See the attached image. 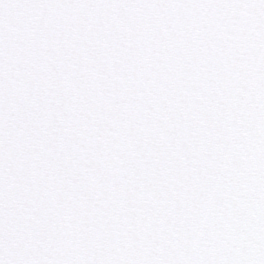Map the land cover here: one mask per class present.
Returning a JSON list of instances; mask_svg holds the SVG:
<instances>
[{
    "label": "snow or ice",
    "instance_id": "6c2138e0",
    "mask_svg": "<svg viewBox=\"0 0 264 264\" xmlns=\"http://www.w3.org/2000/svg\"><path fill=\"white\" fill-rule=\"evenodd\" d=\"M0 264H264V0H0Z\"/></svg>",
    "mask_w": 264,
    "mask_h": 264
}]
</instances>
